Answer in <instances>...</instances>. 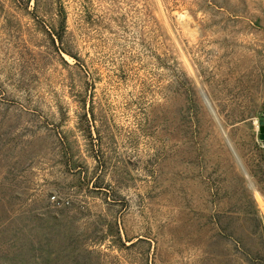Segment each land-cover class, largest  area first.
Returning <instances> with one entry per match:
<instances>
[{"label": "rangeland", "instance_id": "rangeland-1", "mask_svg": "<svg viewBox=\"0 0 264 264\" xmlns=\"http://www.w3.org/2000/svg\"><path fill=\"white\" fill-rule=\"evenodd\" d=\"M264 0H0V264H264Z\"/></svg>", "mask_w": 264, "mask_h": 264}, {"label": "water", "instance_id": "water-1", "mask_svg": "<svg viewBox=\"0 0 264 264\" xmlns=\"http://www.w3.org/2000/svg\"><path fill=\"white\" fill-rule=\"evenodd\" d=\"M260 131H261V138L264 139V115L260 116Z\"/></svg>", "mask_w": 264, "mask_h": 264}]
</instances>
